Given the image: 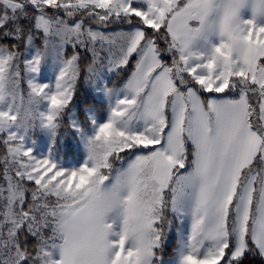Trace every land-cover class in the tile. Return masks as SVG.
<instances>
[{"label": "snow or ice", "instance_id": "obj_1", "mask_svg": "<svg viewBox=\"0 0 264 264\" xmlns=\"http://www.w3.org/2000/svg\"><path fill=\"white\" fill-rule=\"evenodd\" d=\"M49 56L54 88L33 75ZM132 60L80 167L25 146L66 114L84 132L82 70ZM169 213L190 222L175 264L264 258V0H0V264H162Z\"/></svg>", "mask_w": 264, "mask_h": 264}, {"label": "trees", "instance_id": "obj_2", "mask_svg": "<svg viewBox=\"0 0 264 264\" xmlns=\"http://www.w3.org/2000/svg\"><path fill=\"white\" fill-rule=\"evenodd\" d=\"M116 26V25H113ZM113 26L110 29H113ZM108 29V28H107ZM105 29V30H107ZM7 43V41H3ZM37 46H42L41 39L37 38L35 41ZM163 46V44H162ZM99 47V45H98ZM34 50H30L32 52ZM82 56H86L87 60L91 59L90 54L84 52L83 49H78ZM68 54L72 52L71 47L67 49ZM51 56L45 58L42 62L45 64L39 73L45 72L51 67ZM84 60L81 62L83 65L87 62ZM54 61V59H53ZM170 62V58H169ZM58 66L61 64L59 61H55ZM135 60L131 61L129 67L119 71L118 73H109L107 69L100 71L95 81L91 79H85V72L82 70L81 77L77 83V90L74 98L71 102L70 108L67 110L71 113L79 126L85 131L81 132V136L91 132L89 125V115L92 114L93 118L98 121H104L109 114V107L107 102L101 95L103 89L108 88H120L130 75ZM23 91L25 93V106L27 107V86L24 84ZM207 96V94H205ZM221 95V94H217ZM71 115V116H72ZM23 118L24 113H21ZM25 142L33 145L36 149L38 147H45L48 149L51 156L63 164L79 165L83 163L87 157V149L81 141V137L77 135V131L70 126V117L66 114L63 118V124L55 131V134L51 130L36 128L29 131L28 136L25 138ZM126 165L125 161H115L114 167L121 168ZM168 219L172 221L171 227H165V240L163 244V250L161 253L162 263L174 254L176 246V232L179 228V220L171 213L168 214ZM244 264H264V258L258 255L249 256Z\"/></svg>", "mask_w": 264, "mask_h": 264}, {"label": "rangeland", "instance_id": "obj_3", "mask_svg": "<svg viewBox=\"0 0 264 264\" xmlns=\"http://www.w3.org/2000/svg\"><path fill=\"white\" fill-rule=\"evenodd\" d=\"M243 15H244L245 18H248L249 15H250V13H249L247 10H245L244 13H243ZM111 27H112V26H111ZM111 27H110V28H111ZM121 27H123L124 30H128V28H129L128 25H123V26H113V29L108 28L107 30H105L104 28H101V30H102V31H108V32H111V31H119ZM213 39H214V38H213ZM30 53H31V52H30ZM50 60H51L52 63H51V67H50L49 70H47V71H45V72H42V73H39L40 70H41V68L45 65V64L42 62L41 65L39 66V70H38V72L35 73V74H33V75H34V77H35L36 82H38V83H40V84H48V85L50 86V88H54V85H55L56 79H57V77H58V75H59V72H60L61 66H60V65L58 66V64L55 63V61H53V58H52V57L50 58ZM117 89H118V88H117ZM101 95H103V98H104V100L107 102L108 107H109V109H110V104H111L112 102H114L115 93H113L112 96L110 97L109 94L107 93L106 89H103ZM109 115H110V110H109L108 117H109ZM89 117H92V118H93V115L90 114ZM108 117H107L104 121H98V120H96L97 124H102V123L106 122L107 119H108ZM71 120L76 121V119H75V117H74L73 115L71 116ZM76 122H77V121H76ZM77 123H78V122H77ZM78 125H79V124H78ZM92 131H93V129L91 130V132H92ZM91 132L88 133V134H84V135H82V136H81V133H77V135L81 137V141H82V143H83L84 145H85L84 137H85L86 135H90ZM25 146H26L27 148H31V149H32V153H33V155L36 156V157H38V158H42V157L48 156V155L50 154L49 151H48V149H46L45 147H38V148L36 149L33 145L28 144V143H26V142H25ZM51 157H52V156H51ZM86 158H87V157H86ZM86 158H85V160H86ZM52 159H53L54 162H56L59 166L64 167V168H78V167H80V165L83 164L84 161H85V160H84L83 163H81V164H79V165H74V164H71V163H69V164H63L62 162L58 161L57 159H55V158H53V157H52ZM124 166H125V165H124ZM189 227H190V222H189V221L185 220V222H184L183 224H181V223H180V220H179V228H178V229H182L183 232L185 233V235L187 234V231H188ZM177 239H178V234H177V232H176V246H175L174 254H173L171 257H169L166 261H164L162 264H175V259H176V257L178 256V252H177Z\"/></svg>", "mask_w": 264, "mask_h": 264}]
</instances>
